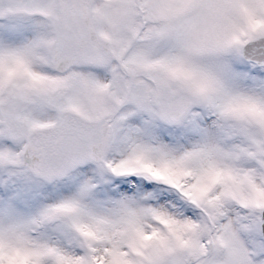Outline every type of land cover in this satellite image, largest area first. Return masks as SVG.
Listing matches in <instances>:
<instances>
[{
    "label": "snow or ice",
    "instance_id": "1",
    "mask_svg": "<svg viewBox=\"0 0 264 264\" xmlns=\"http://www.w3.org/2000/svg\"><path fill=\"white\" fill-rule=\"evenodd\" d=\"M0 264H264V0H0Z\"/></svg>",
    "mask_w": 264,
    "mask_h": 264
}]
</instances>
